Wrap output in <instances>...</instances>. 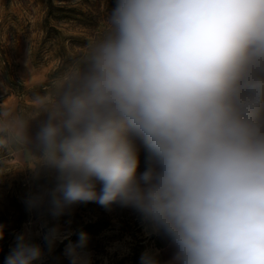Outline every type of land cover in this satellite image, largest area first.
Instances as JSON below:
<instances>
[{"label":"clouds","instance_id":"clouds-1","mask_svg":"<svg viewBox=\"0 0 264 264\" xmlns=\"http://www.w3.org/2000/svg\"><path fill=\"white\" fill-rule=\"evenodd\" d=\"M32 100H0V160L54 180L29 211L119 206L167 242L165 264H264V0H115L103 35ZM70 235L43 240L51 252ZM88 244L83 231L68 243L69 264H93ZM44 257L21 233L4 264Z\"/></svg>","mask_w":264,"mask_h":264},{"label":"rangeland","instance_id":"rangeland-1","mask_svg":"<svg viewBox=\"0 0 264 264\" xmlns=\"http://www.w3.org/2000/svg\"><path fill=\"white\" fill-rule=\"evenodd\" d=\"M114 3L115 0H0V81L8 88L6 96L0 91V100L31 112L33 95L43 94L51 82L80 57L92 38L103 35ZM36 127L34 123L33 133ZM144 152H139L138 171L145 168ZM3 155L0 153V158ZM21 166L22 160L16 157L0 160V168L7 172L0 176V224L5 226L3 239H0V264H4L16 244V236L21 233H29L33 242L44 247L42 264H69L66 246L78 240L86 223L98 219H110L112 226L98 234H88L93 264H131L133 239L121 232L117 223L134 222L137 214L133 210L114 206L107 211L89 202L73 207L60 217L50 215L47 207L29 211L25 199L53 187L54 180L46 174L33 179L27 170L15 171ZM56 226L71 235L58 241L49 252L43 236ZM138 227L141 231L135 235L139 238L156 236L148 234L141 219ZM163 241L162 238L144 241L140 257L146 250H160L162 247H157L156 243L164 244Z\"/></svg>","mask_w":264,"mask_h":264},{"label":"trees","instance_id":"trees-1","mask_svg":"<svg viewBox=\"0 0 264 264\" xmlns=\"http://www.w3.org/2000/svg\"><path fill=\"white\" fill-rule=\"evenodd\" d=\"M138 148H139V152L145 151L144 154H146V156L148 155L147 149L139 142H138ZM133 218L135 219L134 222L127 220L126 221L127 224L124 225L123 223L118 221L117 224H118V229L121 230V232H123L124 234H128L133 239L132 241L134 242V246L132 247V255L129 258V261L131 262V264H140V253L141 250L143 249L142 243L147 239H155L160 237L151 236L149 238H145V237L142 239L139 238V236L135 235V233H139L141 231V228L138 227V222L140 221V218L138 217V215L134 216ZM111 226L112 225L110 219H108L107 221L98 219L97 221L86 223L83 226L82 231L86 232L87 234H98L99 232L108 229ZM163 242L164 244L167 243L165 240ZM164 244L156 243V246L160 248L163 247Z\"/></svg>","mask_w":264,"mask_h":264},{"label":"crops","instance_id":"crops-1","mask_svg":"<svg viewBox=\"0 0 264 264\" xmlns=\"http://www.w3.org/2000/svg\"><path fill=\"white\" fill-rule=\"evenodd\" d=\"M159 251L158 259L161 261V264H165V262L171 258L172 249L166 244L164 247L160 248Z\"/></svg>","mask_w":264,"mask_h":264}]
</instances>
